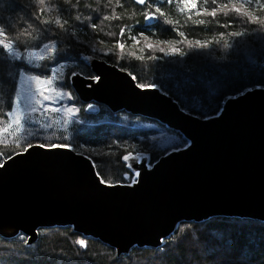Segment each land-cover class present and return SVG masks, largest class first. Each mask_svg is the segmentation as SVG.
Here are the masks:
<instances>
[{"label":"trees","instance_id":"obj_1","mask_svg":"<svg viewBox=\"0 0 264 264\" xmlns=\"http://www.w3.org/2000/svg\"><path fill=\"white\" fill-rule=\"evenodd\" d=\"M250 2L260 8L254 20L231 11L233 4H224L225 8L213 0H206V9L190 15L179 12L177 0L143 4L133 0H0L5 42L11 41L22 54L30 49L52 50L42 61L49 67L41 70L42 62L31 69L22 59L13 60L0 50V162L33 143L67 145L90 156L102 181L127 183L132 172L122 160L125 154L142 151L151 164L185 146L187 140L181 133L155 119L123 110L112 112L103 105L97 113L86 112L87 104L77 98L68 77L76 71L93 76L84 60L93 55L128 71L140 86L158 87L185 112L213 116L226 97L264 87V0ZM152 4H158L161 11ZM241 11L248 12L246 8ZM151 12L157 19L146 25L145 16ZM129 33L141 35L140 51L116 49V43L124 42ZM149 38L166 40L179 51H160L161 45ZM194 40L206 43L201 47ZM100 42L111 48L102 51ZM55 65L65 78L59 80L61 87H53L70 97L57 102L60 107L30 113L27 117L34 113V120H27L26 128L4 132L11 124L8 112L19 73L35 70L49 78V68ZM0 264H264V222L229 216L181 221L160 246H134L120 255L69 225L40 227L30 244L21 233L0 236Z\"/></svg>","mask_w":264,"mask_h":264},{"label":"water","instance_id":"obj_2","mask_svg":"<svg viewBox=\"0 0 264 264\" xmlns=\"http://www.w3.org/2000/svg\"><path fill=\"white\" fill-rule=\"evenodd\" d=\"M146 16V25L155 22ZM84 60L97 78L75 72L69 79L77 97L87 103L86 112L97 113L103 105L112 112L123 110L155 119L181 133L187 143L159 156L150 166L142 152L125 154L132 157L123 160L126 167L131 164L127 168L139 173L132 185L102 181L92 160L69 147L28 145L0 162L1 237L21 233L30 244L40 227L69 225L120 255L134 246H160L181 221L229 216L264 222V87L226 97L217 114L203 118L185 112L158 87L138 85L132 74L114 63L93 55ZM76 190L93 208L57 218L63 222L43 219L32 222L28 231L20 228L21 219L35 217L61 201L70 202ZM164 215L168 218L165 227L146 239L140 237L143 227ZM101 216L107 220H102L105 226L96 222ZM15 219L13 227H2ZM110 222L117 223L116 229ZM89 231L111 241L121 236L125 240L117 246Z\"/></svg>","mask_w":264,"mask_h":264},{"label":"rangeland","instance_id":"obj_3","mask_svg":"<svg viewBox=\"0 0 264 264\" xmlns=\"http://www.w3.org/2000/svg\"><path fill=\"white\" fill-rule=\"evenodd\" d=\"M213 1L217 5H224V4L228 3V4H235L236 6H240L241 3H244L245 4L244 8H246L248 13L251 14V16H254L255 18L258 17V11L260 8H258V6L252 4L251 2H248V0H213ZM177 5H178L179 12L184 13L185 15L199 13L198 11L204 10L208 7L206 4V0H177ZM193 5H194V7H193ZM151 6L156 11H157V9L160 10V7L158 4H152ZM151 13H155V12H151ZM0 39H2L1 36H0ZM149 39H150V42L161 45V47L164 48L169 53L173 54V53L178 52V51H176L178 48L166 40H159V39H155V38H149ZM141 41H142L141 35L129 33L125 37L124 42L116 43L115 47L118 50H122L119 47V45L123 44L124 45L123 49L140 51L141 50ZM197 41H199L201 45H204L206 43L204 40H202V41L201 40H194L193 43L196 44ZM101 47H102L101 48L102 51H107V49L111 48V47H108V46L103 45V44L101 45ZM51 51L52 50L50 48H38V49L26 50L25 53L22 54L14 48V52H16L18 54L19 58H17V56H11L8 54H7V56L13 60L22 59L24 62H26L27 64L30 65L29 67L31 69H35L40 65V63L42 61H44L45 58L50 56ZM41 57H43V58L41 59ZM40 66H41V68H40ZM40 66H39V70L45 69L46 67H49V66H46V64H44V63L41 64ZM58 66L59 65H55L54 67L51 66L50 67L51 69L49 68V70H50L49 76L51 78L50 77L49 78L42 77V76L36 74L35 70H33V72H31V73L30 72H28V73L27 72H25V73L20 72L19 73L16 92L13 96V102H12L11 109H10L11 116L8 115L9 120L11 121V124L13 125V127H12L13 129H17V126L14 124V120L17 117H20L22 120L33 121L34 119L32 117L35 116V114L33 113L32 115L27 117L30 113L35 112V111L39 112V111H41L47 107H50V108L60 107L56 103L62 102V101L66 102L67 98L70 97V94L67 91L64 93L63 90H60V89L53 87V85L54 86L56 85L57 87H61V81H59V80H63L65 78L64 75H61V72L58 69ZM32 67H34V68H32ZM76 72H78V71H76ZM92 74H93V72H92ZM82 75L86 76V77H92V76H87L84 74H82ZM70 76L68 78H70ZM94 76L95 75L93 74V77ZM52 78L55 79V82L52 85L36 82L37 79H39L41 81H45L47 79H52ZM68 81L70 84V79ZM52 89H55L56 91L54 92V91H52ZM56 92H59L62 95L59 98H56ZM42 94H48L51 97H53V99L47 100V101L43 100ZM57 99H61V100L58 101ZM36 101H40V103L37 104ZM33 109H36V110L33 111ZM72 112H74V111H72ZM25 117H27V118H25ZM57 145H60V144H54V146H57ZM61 146H65V145H61ZM85 150L87 152L93 154V151L91 149L86 148ZM20 151L22 152V150H20ZM75 152H77V151H75ZM138 152H142V151H138ZM78 153H81V152H78ZM142 153L144 155H146L144 152H142ZM88 157L90 158V156H88ZM146 165L150 166L149 163H146ZM131 172H132V174L129 178V181L127 183L124 182V184L132 185L131 183L134 180H136L135 172H137V171H135V172L131 171Z\"/></svg>","mask_w":264,"mask_h":264},{"label":"bare ground","instance_id":"obj_4","mask_svg":"<svg viewBox=\"0 0 264 264\" xmlns=\"http://www.w3.org/2000/svg\"><path fill=\"white\" fill-rule=\"evenodd\" d=\"M95 78H97V76H95ZM111 78V77H110ZM110 78L107 80V81H109L110 80ZM72 88V87H71ZM75 93V92H74ZM77 96V95H76ZM78 98V97H77ZM79 99V98H78ZM80 100V99H79ZM81 101V100H80ZM83 102V101H82ZM84 103H86V102H84ZM38 156V155H37ZM26 158V157H25ZM60 164V163H59ZM60 166V165H59ZM136 173V172H135ZM85 187V186H84ZM82 188V187H81ZM84 189V188H83ZM82 189V190H83ZM81 191V190H80ZM87 191V190H86ZM93 191V190H92ZM82 193V192H81ZM86 193V192H85ZM88 195H91V194H88ZM93 195L95 196V192L93 193ZM44 198V197H43ZM70 198V202H65V201H61V202H59V203H57L56 205H54V206H52V207H45V210L43 211H41L37 216L35 215V217H32V216H34V215H32L30 218L28 217V218H25V219H21L20 221L21 222H23L22 224H23V226H20V228L22 229V230H24V231H28V227L30 226V225H32V222H36L37 220L39 221V220H43V219H54V221L55 222H57V223H59V222H63V221H58L57 220V218H65V217H67V216H70V214H72V213H76V212H82V211H87V210H89V209H91V208H93V207H91L90 206V204L91 203H85V201L84 200H82L81 199V197L79 196V192H78V190H76V197H75V191H73V193L71 194V196L69 197ZM85 198V197H84ZM90 198L92 199L93 197L92 196H90ZM87 199H89V198H87ZM92 201V200H91ZM89 202H90V200H89ZM28 204V203H27ZM31 204V203H30ZM102 204V203H101ZM51 205V204H50ZM94 205V204H93ZM99 205V204H98ZM30 206V205H29ZM28 206V207H29ZM96 206V205H95ZM105 206V205H104ZM104 211V210H103ZM15 212V211H14ZM105 212V211H104ZM102 213V212H101ZM108 213V212H107ZM103 214V216H105L104 215V213H102ZM108 215V214H107ZM10 216H11V214H10ZM103 216H101L100 217V219H99V221H96L97 223H100V224H102L103 223V225L105 224V222H102V220H106V219H104L103 218ZM166 215H164V218H162V219H160V220H158L157 222H155V223H153V224H148V225H146L145 227H143V229H142V231H141V233L139 232V235H140V237L141 238H144V239H146V238H148V237H150V236H152L155 232H157V231H159V230H161L163 227H165V225H167V222H168V218L167 217H165ZM108 217V216H107ZM6 222L8 221V217H6ZM14 219V218H13ZM15 220H17V219H15ZM98 220V219H97ZM69 221V220H68ZM107 221V220H106ZM116 221V220H115ZM14 222H18V220L17 221H9L8 223H6L4 226H2V227H5V228H11V227H13L12 225L14 224ZM69 222H71V223H74V224H76V222L75 221H72V220H70ZM110 223H112V222H110ZM46 224V223H45ZM109 224V223H108ZM107 224V225H108ZM110 226H112L113 228H115L116 226H117V223H112V224H109ZM105 226V225H104ZM141 228V227H140ZM110 229H112V228H110ZM116 229V228H115ZM113 230V229H112ZM83 231L84 232H86L84 229H83ZM88 232V231H87ZM138 232V231H137ZM0 233H4V232H2V230H0ZM89 233H91V234H93V235H96V236H98V237H100V238H102V239H104V240H107V241H109V242H111V243H114V244H116L117 246H119V243H121V242H123L124 240H125V238L124 237H119L118 238V241L116 242L115 241V239H114V241H111V240H109V238L108 237H105V236H103L101 233H98V232H95V231H89ZM117 235V234H116ZM119 235V234H118ZM122 235V234H121ZM124 235V234H123ZM127 235H128V233H127ZM126 235V236H127ZM108 238V239H107ZM137 238H139V236L137 237ZM140 238V239H141ZM134 239V238H133ZM135 240V239H134ZM137 242H139L138 241V239L136 240ZM146 242V241H145Z\"/></svg>","mask_w":264,"mask_h":264},{"label":"snow or ice","instance_id":"obj_5","mask_svg":"<svg viewBox=\"0 0 264 264\" xmlns=\"http://www.w3.org/2000/svg\"><path fill=\"white\" fill-rule=\"evenodd\" d=\"M43 2H44V0H40V3H43ZM136 2H137V3H141V4H143V3L146 2V0H136ZM169 2H171V0H169ZM248 2H250V0H248ZM193 7H194V5H193ZM223 7L227 8V5H224ZM244 7H245V4H244V3H241V5H240L239 8L235 7V4H233V7H232L231 11H234V12L240 14V15L249 16V19H250V20H254V19H255L254 16H251V14H249V13L246 12V11H245V12H242V11H241V9H243ZM157 11L159 12L160 10L157 9ZM161 15H163V13H161ZM210 15H212V16L214 17V16L216 15V12L213 11L212 13H210ZM106 19H107V18H106ZM146 19H148V20L157 19V16H156L154 13H151V14H148V15L146 16ZM203 22H204V21H200V23H203ZM46 23H47V21H46ZM56 23H57V24H60V21L57 20ZM4 35H6L5 30L2 29V28H0V36H4ZM180 35L183 36V33H180ZM234 35H237V36H238V35H240V33H234ZM196 44L199 45V46H201V47L204 46V45H201L199 41H197ZM119 47H120L121 49H123L124 45H123V44H120ZM0 50L6 51L8 55H11V56H17V58H19V57H18V54H17L16 52H14V44H13L11 41L5 42V40L0 39ZM159 50H160V51H164L163 48H161V49H159ZM176 51H179V50L177 49ZM42 58H43V57H41V59H42ZM74 75H75V73H74ZM36 82H37V83H45V84H49V85H50V84L53 83V80H52V79H47V80H45V81H41V80L37 79ZM141 86H142V85H141ZM142 87H143V86H142ZM52 91L55 92L56 90H55V89H52ZM61 95H62L61 93L56 92V98H59ZM42 99L47 101V100H51V99H53V97H51V96L48 95V94H42ZM36 103L39 104L40 101H36ZM89 107H92V106L89 105ZM35 110H36V109H33V111H35ZM67 111H68V112H72V109H71V108H68ZM8 115L11 116V111L8 113ZM29 123H30L29 121H27V120H22L20 117H17V118L14 120V124L17 126V129H16L17 131L22 130V128H26V127L28 126ZM12 127H13V125H12V124H9L8 127L4 128L3 130H4V132L7 133V132L9 131V128H12ZM40 146H41V147H44V145H40ZM29 147H31V145H29ZM64 147H69V146L65 145ZM122 159L125 160V161H128V160L132 159V157L129 155V156H124V157H122ZM127 167H128L129 169H131V168H132V165H131V164H128ZM135 174H136L137 176L139 175L138 172L135 173ZM133 182H134V181H133ZM78 243H80L82 246L84 245V242H83V241H79Z\"/></svg>","mask_w":264,"mask_h":264}]
</instances>
